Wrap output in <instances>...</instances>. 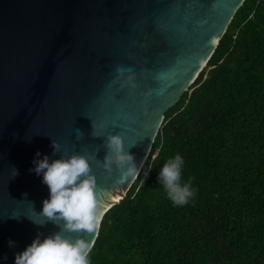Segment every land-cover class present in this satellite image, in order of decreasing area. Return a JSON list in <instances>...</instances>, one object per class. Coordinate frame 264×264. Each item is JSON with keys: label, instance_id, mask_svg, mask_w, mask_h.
I'll list each match as a JSON object with an SVG mask.
<instances>
[{"label": "water", "instance_id": "water-1", "mask_svg": "<svg viewBox=\"0 0 264 264\" xmlns=\"http://www.w3.org/2000/svg\"><path fill=\"white\" fill-rule=\"evenodd\" d=\"M244 1L0 0V264L60 230L38 214L50 191L30 171L36 153L88 156L102 210L119 203L137 178L103 167L108 133L144 165ZM118 66L136 87L113 83ZM99 230L83 235L96 241Z\"/></svg>", "mask_w": 264, "mask_h": 264}, {"label": "trees", "instance_id": "trees-1", "mask_svg": "<svg viewBox=\"0 0 264 264\" xmlns=\"http://www.w3.org/2000/svg\"><path fill=\"white\" fill-rule=\"evenodd\" d=\"M177 154L195 190L183 206L158 180ZM89 264H264V0L244 1L166 113L140 176L103 215Z\"/></svg>", "mask_w": 264, "mask_h": 264}, {"label": "clouds", "instance_id": "clouds-1", "mask_svg": "<svg viewBox=\"0 0 264 264\" xmlns=\"http://www.w3.org/2000/svg\"><path fill=\"white\" fill-rule=\"evenodd\" d=\"M116 73L113 83L123 80L136 87L134 71L118 66ZM77 131L83 133L80 129ZM105 146L108 151L103 160V167L109 174L118 169L122 181L125 178L140 176L143 162L137 165L134 154L126 150L124 138L120 133H108ZM52 147L54 155L60 153L59 142L52 140ZM40 156L38 151L33 160L34 168L30 171L43 175L42 182L48 186L50 197L43 201L42 211L38 214L45 218V224L52 222L60 230L43 240L40 238L42 233L39 234L23 252L16 254L15 264H89V254L95 245V239L93 237L89 240L83 234L91 236L96 233L105 214L98 200L97 177L90 160L88 156L79 153L61 155L59 159L51 161L48 155H44L42 159ZM183 164V157L177 154L164 163L158 175L168 199L177 206L188 204L195 195L190 181L182 183ZM13 170L15 177L19 172L15 167ZM147 175L148 173H145V178ZM24 195L26 197L27 193ZM65 233L79 235L73 240ZM9 244L12 246L14 242L10 240Z\"/></svg>", "mask_w": 264, "mask_h": 264}]
</instances>
